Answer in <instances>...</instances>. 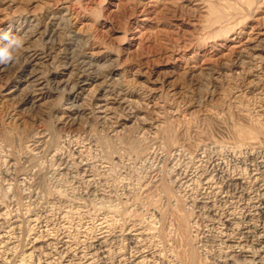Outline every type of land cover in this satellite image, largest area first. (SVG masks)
<instances>
[{"label": "rangeland", "instance_id": "1", "mask_svg": "<svg viewBox=\"0 0 264 264\" xmlns=\"http://www.w3.org/2000/svg\"><path fill=\"white\" fill-rule=\"evenodd\" d=\"M5 34L0 264H217L226 181L264 204V0H0Z\"/></svg>", "mask_w": 264, "mask_h": 264}, {"label": "bare ground", "instance_id": "2", "mask_svg": "<svg viewBox=\"0 0 264 264\" xmlns=\"http://www.w3.org/2000/svg\"><path fill=\"white\" fill-rule=\"evenodd\" d=\"M250 38V37H249ZM241 44V43H240ZM240 48V47H239ZM246 51V50H245ZM243 54V53H242ZM237 61V60H236ZM240 64V63H239ZM22 82V86L25 85V90L24 95H22L23 97L20 98L21 99V103L22 101H24L25 103H27L30 107H32V109L34 107H38V102L40 100V92L39 89L36 88V86H38V84L34 83L31 80V77H27V79L21 81ZM38 83V82H37ZM72 83V82H71ZM35 84V85H33ZM76 84V83H75ZM21 90L15 88L10 89V91L8 90V92H6V95H10V96H14L16 95L18 92H20ZM22 92V93H23ZM17 96V95H16ZM109 97V96H108ZM122 97V96H121ZM17 98V97H16ZM40 104V103H39ZM41 105V104H40ZM62 113V112H61ZM68 114V115H67ZM64 115L66 116H62V118H59V123H61L62 125H68L71 126V124L74 123V119H71L70 117L73 115V112L70 113L69 109L66 108V111L64 112ZM58 118V117H57ZM58 120V119H57ZM251 121V120H250ZM233 127V126H232ZM226 128V127H225ZM247 128V127H246ZM250 128V127H249ZM248 128V129H249ZM227 130V129H226ZM231 130V129H230ZM228 131L227 130V134L230 135L232 137V135L235 133V131ZM234 130V129H232ZM246 131V130H245ZM247 132V131H246ZM249 132V131H248ZM237 133V132H236ZM235 133V134H236ZM251 133V132H250ZM227 135V136H228ZM237 137H234L237 141L238 138V142H240L239 145L244 146L246 149H244L245 151L248 149V153L250 152V157H252V149L255 146V141L253 136L250 137L249 134L244 133V131H241V133H237L236 134ZM256 138V137H255ZM233 139V138H232ZM30 140V138H29ZM228 140V139H227ZM255 142H254V141ZM232 141V140H231ZM235 141V142H236ZM33 145H38L41 144L39 143V139L37 140H32ZM234 142V143H235ZM257 142H260V140L258 139ZM256 142V143H257ZM237 143V142H236ZM259 144V143H258ZM237 146V145H235ZM258 146V145H257ZM261 146V145H260ZM242 148V147H241ZM258 147H256L257 149ZM256 152V151H255ZM254 153V152H253ZM259 153V152H258ZM257 153V154H258ZM217 154V152H216ZM248 155V154H247ZM257 156V155H256ZM255 156V157H256ZM259 156V155H258ZM257 158V157H256ZM255 158V159H256ZM258 159V158H257ZM247 160V159H246ZM261 160V158H260ZM260 160H258V162H260ZM262 162V161H261ZM247 163V161H246ZM264 163V162H262ZM238 164V163H237ZM244 164V163H243ZM258 164V163H257ZM260 164V163H259ZM246 165V164H245ZM255 165V164H254ZM216 166V165H215ZM250 166V165H248ZM262 166V165H261ZM261 166H258L259 168H261ZM222 167V166H221ZM221 167H218L219 169ZM253 168V166H251ZM257 167V169H258ZM246 168V167H245ZM225 169V168H224ZM235 169V168H234ZM237 169H239L237 167ZM241 169V168H240ZM243 169V168H242ZM217 170V169H216ZM227 169H225L226 171ZM244 170V169H243ZM218 171V170H217ZM223 171V170H221ZM229 171V170H228ZM245 171V170H244ZM254 171V170H252ZM258 171V170H257ZM246 172V171H245ZM241 173V172H240ZM244 173V172H243ZM247 173V172H246ZM261 173V172H260ZM245 174V173H244ZM250 174V173H249ZM248 174V175H249ZM254 174V173H253ZM258 174V172L256 173ZM262 174V173H261ZM225 175V173H224ZM242 173L240 174V177ZM260 175V174H259ZM223 176V175H222ZM245 176V175H244ZM254 176V175H253ZM224 177H227L224 176ZM238 177V176H237ZM235 178L232 182L230 183L229 181H226V183L224 184L223 189L221 190V192H219V200L217 202H219V207L221 206V213L216 215L219 224L216 222L217 226L220 225V231L218 236H219V243H220V252H222V254H220V258L218 260H216L217 264L218 262H223L224 264H264V207H262V203H260L259 205H257V207H255L254 209H252L251 204L254 203L252 202V194L253 192L251 191V185H252V176L249 178V180H242L240 178ZM245 177H249V176H245ZM243 178V177H242ZM215 179V178H214ZM218 179V178H217ZM228 179V178H227ZM231 179V178H230ZM244 179V178H243ZM248 179V178H247ZM257 178L254 179V182L256 181ZM221 180V178H220ZM226 180V179H225ZM258 180V179H257ZM262 180V179H261ZM209 181V180H208ZM219 181V180H218ZM229 182V183H228ZM213 183V182H212ZM219 184V183H218ZM221 184V183H220ZM223 184V182H222ZM215 185V183H214ZM206 187V186H205ZM216 187V186H215ZM262 187V186H261ZM220 188V186H219ZM235 191V192H233ZM257 191V190H256ZM259 191V190H258ZM260 192V191H259ZM234 194H237L238 196H233ZM264 194V193H262ZM262 194L259 196H256V198H254L256 201H259L264 198L262 197ZM255 195V194H254ZM21 198V197H20ZM201 200L205 201L208 200V197H201ZM10 201V200H9ZM106 201V200H105ZM255 201V202H256ZM216 202V200H215ZM11 203V202H10ZM86 203V202H85ZM205 204V211L212 213V211H216L214 210V205L209 206L207 204H209L208 202L203 203ZM217 204V203H216ZM111 205V204H110ZM175 207V206H174ZM254 207V206H253ZM13 208V206H12ZM218 208V207H217ZM215 208V209H217ZM15 209V208H14ZM204 209V208H203ZM201 210V208H200ZM179 211V210H178ZM196 211V210H195ZM204 211V213H205ZM153 212V211H152ZM160 213V212H159ZM4 215V214H3ZM11 215V214H10ZM252 215H255L259 218V220H261L260 218H262L261 222L262 225L260 227H262V232H259V230L257 228L254 227L253 222L252 221ZM210 220V219H209ZM213 220V219H212ZM215 220V219H214ZM213 220V221H214ZM203 221V220H202ZM23 222V221H22ZM212 223V222H211ZM215 223V222H214ZM213 225V224H212ZM211 226V225H210ZM209 226V227H210ZM256 226V225H255ZM112 227V226H111ZM200 229V228H199ZM218 229V228H217ZM14 230V229H13ZM182 230V229H181ZM28 231V230H27ZM177 232V231H176ZM29 234V233H28ZM100 234V233H99ZM196 234V233H195ZM165 235V234H164ZM1 236V235H0ZM217 236V235H216ZM217 236V237H218ZM178 238V237H177ZM184 238V237H183ZM167 239V238H165ZM161 240V239H160ZM168 240V239H167ZM174 240V239H173ZM180 240V239H179ZM165 241V240H164ZM163 241V242H164ZM175 241V240H174ZM213 241V240H212ZM217 241V240H216ZM168 242V241H166ZM166 242H164L166 244ZM171 241H169L170 243ZM176 242V241H175ZM173 242V243H175ZM196 242V241H195ZM172 243V242H171ZM182 243V242H181ZM218 243V242H217ZM177 244V242H176ZM175 244V245H176ZM49 245V244H48ZM167 245V244H166ZM165 245V246H166ZM169 245V244H168ZM172 244L169 245L168 248H170ZM96 246L101 247L100 244H97ZM174 246V244L172 245ZM104 247V246H103ZM157 247V246H156ZM219 247V245H218ZM95 248V246H94ZM142 248V247H141ZM155 248V247H154ZM173 247H171L172 249ZM97 249V248H96ZM144 249V247H143ZM165 249V248H164ZM178 249V248H177ZM176 249V250H177ZM219 250V249H218ZM99 251V250H98ZM105 251V250H104ZM143 251V250H142ZM146 251V250H145ZM171 251V250H170ZM200 251V250H199ZM52 252V251H51ZM137 252V251H136ZM172 252V251H171ZM171 256L173 257L174 255L177 257L176 253H171ZM143 253V252H142ZM245 253H249L250 254V261H239L238 258H240L243 254ZM174 254V255H173ZM151 255V254H150ZM163 255V254H162ZM180 255V254H179ZM141 256V255H140ZM156 256V255H155ZM174 256V259H175ZM169 257V256H168ZM187 257V256H186ZM184 257V259L186 258ZM91 258V257H90ZM137 258V257H136ZM143 258V257H142ZM188 258V257H187ZM186 258V259H187ZM158 259V258H157ZM165 259V258H164ZM171 259V257L169 258V260ZM173 259V260H174ZM180 259V258H179ZM184 259H180L179 261L175 262L174 264H183V262L180 261H184ZM185 259V260H186ZM191 259V257H190ZM189 259V260H190ZM214 259V258H213ZM256 259H258V261H255ZM16 260V259H15ZM153 259H151L152 261ZM172 260V261H173ZM176 260V259H175ZM174 260V261H175ZM195 260V259H193ZM191 260L188 262V260L186 262L188 263H192L194 264L195 262ZM198 260V259H197ZM201 260V259H200ZM131 261V260H130ZM154 262V261H153ZM159 262V261H158ZM170 262V261H169ZM185 262V263H186ZM198 262V261H197ZM80 263V262H79ZM162 263V262H161ZM88 264V263H87ZM143 264V263H142ZM157 264V263H156ZM164 264V263H163ZM168 264V262H167ZM197 264V263H196ZM203 264V263H202Z\"/></svg>", "mask_w": 264, "mask_h": 264}, {"label": "clouds", "instance_id": "3", "mask_svg": "<svg viewBox=\"0 0 264 264\" xmlns=\"http://www.w3.org/2000/svg\"><path fill=\"white\" fill-rule=\"evenodd\" d=\"M5 43L0 45V64H9L18 59L19 50L23 47V38L18 36H3Z\"/></svg>", "mask_w": 264, "mask_h": 264}]
</instances>
